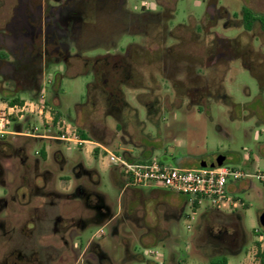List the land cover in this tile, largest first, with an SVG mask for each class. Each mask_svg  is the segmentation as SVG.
I'll return each mask as SVG.
<instances>
[{"label": "flooded vegetation", "instance_id": "1", "mask_svg": "<svg viewBox=\"0 0 264 264\" xmlns=\"http://www.w3.org/2000/svg\"><path fill=\"white\" fill-rule=\"evenodd\" d=\"M129 1L0 0V98L26 95L36 100L47 87L55 99L57 81L68 71H76L92 62L89 66L92 80L97 81L99 68L102 76L115 72L119 84L126 85L130 92L138 87L130 84L132 82L146 78L155 81L153 73H143L145 68L160 70L164 90L172 91L174 98H169L166 93L159 95L163 85L153 82L157 97L154 101L143 102L149 115L170 110L175 102L185 100L188 106L205 105L208 89L220 82L223 72L219 74V80H215L201 76V69L197 67L221 71L223 68L217 67L218 62L233 56L219 50L193 47L194 39L199 41L197 28L191 33L180 32V35L176 34L178 27L169 28L177 0H150V5L142 0L143 4L134 11L127 8ZM251 1L247 0L234 17L237 26L241 22L249 40L264 47L261 43L264 30L260 22L252 21L250 28H246L245 10L253 16L264 17V11L256 10V3L252 7ZM216 12L210 1L207 14L213 19ZM218 15L221 16L220 12ZM121 33L133 40L121 48L113 45L112 52L106 49L102 54L84 55L95 39H105L112 44L113 36L119 37ZM161 36H170L177 42L165 46ZM257 58L258 66L263 68L264 55L258 54ZM172 66L192 70L191 74L187 73V79H193L194 85L200 88L191 86L192 89H187L177 73H169ZM50 69L53 80L46 78ZM105 95L104 109L116 120L121 134L129 136L127 129L129 123L136 122L137 110L127 103L118 87L106 89ZM96 106L93 104V110ZM94 123L97 125H88L85 130L99 141L110 139L106 127ZM6 137L0 138V264H77L74 247L68 239L70 230H84L110 221L111 228L117 232L120 217L114 214L105 196L97 192L95 172L75 163L69 167L68 176L61 175L68 163L59 151H53L51 157L46 152L45 159H41L30 154L28 144L18 141L21 138L37 139ZM76 203L79 206L72 211ZM229 226L233 227L230 233ZM203 236L218 253H236L245 241L242 229L232 220L227 221L218 234L206 229ZM92 249L90 243L86 252ZM103 261L101 259L99 263ZM85 264L92 263L86 261Z\"/></svg>", "mask_w": 264, "mask_h": 264}, {"label": "rangeland", "instance_id": "2", "mask_svg": "<svg viewBox=\"0 0 264 264\" xmlns=\"http://www.w3.org/2000/svg\"><path fill=\"white\" fill-rule=\"evenodd\" d=\"M145 1L151 4L150 0ZM210 1L217 11L213 19L207 14ZM246 1L177 0L171 24H167L169 28L171 26L179 28L177 35H180V32L191 33L197 28L199 41L194 39L193 47L219 50L228 53L230 57L233 56L231 59L227 57L218 62L217 67L223 68L221 71H207L197 67L201 69V76L213 77L215 80H219L218 76L223 72L220 82H215L216 84H212L208 89L205 105L188 106L185 100L182 103L175 102L170 110L149 115L143 102L147 99L154 101L153 98L157 97V91L153 90V82L163 85L159 95L166 93L169 98H174L172 91L164 90L165 83L160 70L145 68L143 73L145 75L153 73L155 81L145 77V80L132 82L130 84L138 87L130 92L126 85L119 84L115 72L102 76L103 73L99 68L97 81L92 80L93 75L89 71L91 62L76 71H68L57 81L55 99L51 96L49 88L43 89L42 92L50 104L49 108L62 115L61 121L84 131L88 135L87 139L97 142L98 140L85 128L88 125H97L95 121L104 125L108 132L115 133L117 122L106 112L103 104L106 100V89L116 90L118 87L123 91L127 103L137 110V117L136 122L129 123L127 129L129 136L116 137L112 146L108 147L111 152L124 156L121 141L124 139L130 143L136 137L145 148H149L146 150L149 159L133 162L156 160L170 167L185 169L198 162L210 163L212 157L220 155L224 157L221 165L223 167L248 174H264V66L263 68L258 66L260 64L257 58L258 54L264 55V47L254 40H249L241 22L237 26L234 17ZM251 3L252 7L256 3V10L264 11V0H252ZM142 4V0H130L127 8L134 11ZM256 31L258 32V29ZM159 38L165 40V46H173L177 42L170 36ZM261 38V43L264 45V36ZM132 40L123 33L119 37L113 36L112 44L105 39H95L84 55L91 57L102 54L106 49L112 52L110 49L114 48L113 45L121 48ZM169 73H177L183 84L188 86L187 89L191 86L200 88L194 85L193 79H187L189 75L187 73L191 74L192 70H182L176 66V69L173 68ZM46 78L53 80L52 69L47 72ZM20 99L29 100L30 97L21 95ZM93 104L97 105L96 110H93ZM30 122L31 126L38 128V133H44L43 127L36 119H31ZM81 122L83 125H80ZM10 128H13V124ZM52 134L56 132L53 130ZM6 139L13 140L11 137ZM18 141L28 144V150L32 155L37 154L41 148L45 149L49 157L53 151H59L68 163L61 175L68 176L69 167L81 163L86 170L96 173L94 176L97 182L96 190L108 198L112 211L117 212L118 206H122L124 197L119 196L122 186L116 183L115 177L123 184L128 183L127 178L120 168L109 165L102 153L94 155L92 146L79 147L73 143L52 140L21 138ZM101 143L107 146L104 140ZM128 147L134 150L133 147ZM132 156L136 157L134 153ZM251 162H254V165H251ZM242 180L249 181L251 187L246 182L238 180L242 185L241 190L234 193L243 205L237 208L236 214L245 237L244 243L236 253H218L212 250L208 239L196 238L201 226V212L209 204L203 202L196 210L189 203L184 202L183 215L168 224L147 223L145 228L142 224L139 226L133 222L122 221L124 212L121 210L119 215L121 223L117 224V232L111 228V225H92L84 230H70L68 239L74 247L75 260L77 264H85L86 261L100 264L101 259L104 260V264H209L211 261L225 258L227 264H258L255 258L257 251L255 242L260 243V248H264V230L258 222L259 215L264 211V183L255 178ZM142 190L146 189L142 188ZM187 198L191 201V198ZM165 199L169 202L181 201L180 196H170ZM78 206L77 203L74 204L72 211ZM223 213L230 215L228 212ZM157 236L160 239H156ZM90 243L93 249L86 252Z\"/></svg>", "mask_w": 264, "mask_h": 264}, {"label": "built area", "instance_id": "3", "mask_svg": "<svg viewBox=\"0 0 264 264\" xmlns=\"http://www.w3.org/2000/svg\"><path fill=\"white\" fill-rule=\"evenodd\" d=\"M31 119H36L41 124L44 133H38V128L31 126ZM12 124L13 128H10ZM53 130L56 134H52ZM6 136L73 143L79 147L90 145L92 152L98 149V154L102 153L109 165L117 166L124 172L128 185L162 188L189 197L198 204L207 202L212 208L220 211L243 206L240 201L227 195L225 187L228 180L255 178L264 183L263 173L248 174L221 165L179 169L156 160L129 161L125 156L115 154L99 143L80 138L76 128L61 120L53 124V116L43 94L36 100L19 98L15 103L0 98V138Z\"/></svg>", "mask_w": 264, "mask_h": 264}, {"label": "crops", "instance_id": "4", "mask_svg": "<svg viewBox=\"0 0 264 264\" xmlns=\"http://www.w3.org/2000/svg\"><path fill=\"white\" fill-rule=\"evenodd\" d=\"M119 130H120L119 127H116L115 133L108 132V135L111 137L110 139H107L105 141L107 148L112 146L113 141L116 137L123 136ZM101 142L102 141L98 140L96 143H99L102 145ZM121 144H123V148L121 147V149L123 150L124 156L127 160L133 162V161H144V160L149 159L148 158L149 156L146 155V150H148L149 148H145L141 144V142L137 140L136 137L135 139L133 138L132 142L130 143L126 142L123 139L121 141ZM127 146H131L134 148V150L135 149L136 150L134 151L130 149V147L127 148ZM132 153H134L136 157L132 156ZM214 157H212V161L210 163L198 162V164L196 163L192 164L191 167H187L185 169L199 168V167H202V165H207V166L211 165L214 162ZM250 164L254 165V162H251ZM181 169H184V168H181ZM114 176H116V174H114ZM116 179L117 178L115 177L116 183L122 186L119 192V196L120 198L124 197V201L122 203V206L120 207L118 206V211L117 212L114 211V214L118 216L120 215L121 210H123L124 212L123 220L126 222H133L139 226L140 224H142L143 225L142 227H145V228H147L146 227L147 223L148 224L154 223V225L156 224L163 225L165 223L168 224L173 221H176L178 218H180V216L183 215L184 202L185 204L189 203L190 206L193 208L192 201H189L188 198L184 195L177 194V193H174V192L162 189V188L153 187V186L131 187L130 185H128V183L127 184L119 183V181H117ZM239 182L240 181H234V180L227 181L225 189L229 197H233L237 199L234 196V193H237V190H241L242 185ZM241 182H246V184L249 187H251V184L249 181L241 179ZM142 188L146 190H142ZM170 196H177V197L180 196L181 201L174 200V201L169 202L165 198L170 197ZM105 198L107 200V203H109L108 198L106 196ZM202 203L203 202L196 204V210L199 209ZM237 208H234L232 210L220 211V210H216L212 208L210 205L207 206L206 209H204V211L201 212V215H200L201 226L199 228L196 238H199L202 240L206 239V237L203 236L204 231H206V229H210V231L213 234H218L225 226V223L230 220L236 223V227L238 223L239 228H241L239 218L237 217V214H236ZM223 212H228L230 215H226ZM97 225H102V226L111 225V222L106 221L104 223H100ZM232 229L233 227L229 226L228 232L230 233ZM156 239H160V237L157 236Z\"/></svg>", "mask_w": 264, "mask_h": 264}, {"label": "trees", "instance_id": "5", "mask_svg": "<svg viewBox=\"0 0 264 264\" xmlns=\"http://www.w3.org/2000/svg\"><path fill=\"white\" fill-rule=\"evenodd\" d=\"M245 17H246V28H250L251 22L257 20L258 22H260L262 29L264 30V17L263 16H253L250 14L249 11L245 10ZM2 100H10L11 103H15L19 101L18 97H13V98H5V97H1ZM34 100V99H33ZM52 116H53V124H55L57 121L62 120V115L58 112V111H52ZM77 130V134L80 138L87 140V134L80 130V129H76ZM94 155L98 154V149H94L92 152ZM39 158L41 159H45L46 157V152L44 148H41L37 154H36ZM196 204L197 201H192V206L194 209H196ZM255 245L257 246V251L255 254V258L258 262V264H264V248H260V243L255 242ZM209 264H227V261L225 258H219L215 261H211Z\"/></svg>", "mask_w": 264, "mask_h": 264}, {"label": "water", "instance_id": "6", "mask_svg": "<svg viewBox=\"0 0 264 264\" xmlns=\"http://www.w3.org/2000/svg\"><path fill=\"white\" fill-rule=\"evenodd\" d=\"M224 161V157L223 156H215L214 157V162L211 165H202V167H218L220 165H222ZM258 222L259 225L262 227V229L264 230V211L259 215L258 217Z\"/></svg>", "mask_w": 264, "mask_h": 264}]
</instances>
